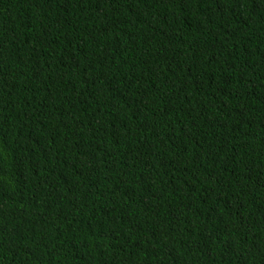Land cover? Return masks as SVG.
Returning <instances> with one entry per match:
<instances>
[{"label": "trees", "instance_id": "16d2710c", "mask_svg": "<svg viewBox=\"0 0 264 264\" xmlns=\"http://www.w3.org/2000/svg\"><path fill=\"white\" fill-rule=\"evenodd\" d=\"M0 264H264V0H0Z\"/></svg>", "mask_w": 264, "mask_h": 264}]
</instances>
